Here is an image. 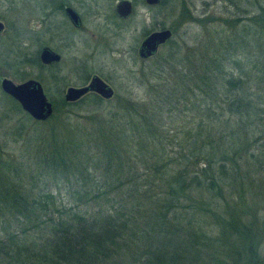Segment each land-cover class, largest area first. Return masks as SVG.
Returning a JSON list of instances; mask_svg holds the SVG:
<instances>
[{
    "label": "trees",
    "instance_id": "trees-1",
    "mask_svg": "<svg viewBox=\"0 0 264 264\" xmlns=\"http://www.w3.org/2000/svg\"><path fill=\"white\" fill-rule=\"evenodd\" d=\"M188 20L205 34L170 24L131 73L141 100L59 96L35 121L7 97L22 123L18 150L0 140V264H264V2L239 34V17Z\"/></svg>",
    "mask_w": 264,
    "mask_h": 264
},
{
    "label": "rangeland",
    "instance_id": "rangeland-1",
    "mask_svg": "<svg viewBox=\"0 0 264 264\" xmlns=\"http://www.w3.org/2000/svg\"><path fill=\"white\" fill-rule=\"evenodd\" d=\"M10 2L12 3V0H0V6H10ZM259 2L263 3L264 0H239V2H237L238 8H236L232 0H165L162 8V24L166 27L170 26V24H178L176 30L172 34V38L176 41L185 40L190 43L199 36H203L205 33L201 24L189 21V18H206L205 28L208 32L219 30L222 26L219 22L221 21L222 23V19L229 20L234 17H239L235 29L239 34L240 28L243 23L246 22L240 19L249 17L251 14L255 13L257 3ZM21 5L24 10V0ZM137 10L138 12L142 11L140 8ZM244 10H246V14L242 12ZM17 12L11 9L8 14L11 18L19 17L20 13L19 11ZM37 17H39V15H35L34 20H36L35 18ZM22 18L24 22V19L28 17L24 14ZM6 20L8 19L6 18ZM9 20L7 24L10 23ZM130 22V25L128 27L126 25L125 27L127 31L116 36L113 35V39L109 42L111 43V50L93 51L89 46L79 41L84 39L83 37L80 39L78 38L79 40L74 37V42L66 41V44L63 45L64 47L61 48L63 60L58 66L41 69L35 64V61H26V58L31 59L35 55V50L25 52L20 46L16 45L14 47L9 40H3L1 38L0 41L3 40V42L0 45V79L6 77L14 83H19L28 78L39 80L52 107L53 101L57 102L59 100V96H62L67 86H80L85 84L92 74L99 75L113 89V96L109 99L112 104L114 103V96L141 100V98L144 97V85L137 82L138 80L135 82L132 81L131 73L134 75V72L139 67L144 68L147 65L149 66L153 64V61L145 62V65L140 66L134 50L135 41L138 39L139 34L137 30L141 22L140 15L136 14ZM248 26L250 29L249 35L247 36L250 41L248 48L251 53L245 56L248 57L246 60L241 57L239 59L243 62L244 69H251L255 76V74H258L256 70L259 66L252 68L251 65L252 62L258 58L260 59V57L258 56L257 47L252 41L251 33L254 31V27ZM133 27L137 30L132 29ZM18 33L24 32L19 28ZM4 36L7 37V35ZM88 41H90V39H88ZM162 48L163 46L160 48L159 52H161ZM83 65L86 66V69L81 72ZM86 73L88 76L83 83L82 77ZM52 75L57 78L59 77L58 80ZM135 75L137 76V74ZM254 81L256 82V79H254ZM62 82L63 85L61 84ZM7 97L9 98V96L0 90V140L7 145L5 151L14 152L15 148L18 150L17 147L20 144V139L13 142L11 139H13L14 136L11 135L13 136L11 138L6 132L8 130L10 132L11 130L12 133L15 127L22 123V116L19 112L14 113L9 109L10 101L7 100ZM107 106L108 104L102 103L98 109L103 110V108ZM27 128H29V126ZM36 130H40V128H36ZM61 185H59L60 197H62L63 201L68 200L69 196L65 193V190H63L65 188Z\"/></svg>",
    "mask_w": 264,
    "mask_h": 264
},
{
    "label": "flooded vegetation",
    "instance_id": "flooded-vegetation-1",
    "mask_svg": "<svg viewBox=\"0 0 264 264\" xmlns=\"http://www.w3.org/2000/svg\"><path fill=\"white\" fill-rule=\"evenodd\" d=\"M24 1V10L21 5L23 0H12L10 6H0V39L9 40L14 47L16 45L20 46L25 52L35 50V55L31 59L26 58V61L32 62L37 60L45 68L56 67L62 62L61 48L64 47L63 45L66 44V41L74 42V37L77 39L83 37L84 39L78 40L84 45L89 46L93 51L111 50V43L109 42L113 39V35L116 36L127 31L126 25L127 27L130 25L131 19L136 14L140 15L141 22L138 30L135 27L132 29L137 30L139 33L138 39L135 41L134 50L140 66L145 65V62L154 61L158 57L160 48L171 38L170 36L165 42L158 44L153 54L144 58H140L137 55L140 43L150 33L162 29L170 31L168 27L162 24V8L165 0H158L156 3H147L146 0H126L130 3V12L124 17L119 16L115 11L116 4L122 0ZM138 8L142 11L138 12ZM11 9H14L16 12L19 11L20 16L11 18L8 14ZM67 9L70 13L66 11ZM24 14L28 18H25L23 22L22 15ZM33 15H39V17L34 20ZM6 18L10 19L9 24H7L8 20ZM19 28L24 33H18ZM4 35H7V37ZM3 40L0 41V45ZM43 48H48L57 53L59 60L49 64L41 63L39 52ZM85 69L86 66L83 65L82 70L84 71ZM97 76L100 77L99 75ZM102 80L105 81L104 79Z\"/></svg>",
    "mask_w": 264,
    "mask_h": 264
},
{
    "label": "water",
    "instance_id": "water-1",
    "mask_svg": "<svg viewBox=\"0 0 264 264\" xmlns=\"http://www.w3.org/2000/svg\"><path fill=\"white\" fill-rule=\"evenodd\" d=\"M147 3H156L158 0H146ZM67 12L70 11L67 9ZM115 11L119 16H126L130 12V3L122 0L116 4ZM1 28V24H0ZM171 36L168 29L154 31L146 36L139 45L137 55L140 58L147 57L156 51L157 45L165 42ZM39 60L43 64H49L59 60V55L48 48L39 52ZM0 90L13 99L32 120L44 121L52 113L51 102L47 99L41 83L28 78L19 83L3 77L0 79ZM88 92L95 93L100 98L108 100L113 96V89L97 75H92L86 84L81 86H67L63 93L65 102H74Z\"/></svg>",
    "mask_w": 264,
    "mask_h": 264
}]
</instances>
